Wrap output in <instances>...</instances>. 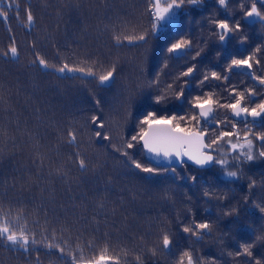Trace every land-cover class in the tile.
Instances as JSON below:
<instances>
[{"label":"trees","instance_id":"obj_1","mask_svg":"<svg viewBox=\"0 0 264 264\" xmlns=\"http://www.w3.org/2000/svg\"><path fill=\"white\" fill-rule=\"evenodd\" d=\"M241 4L250 9L251 0H231L227 9L216 0L185 4L177 10L175 26L150 36L140 47L124 37L150 32L147 0H0V10L7 13V20L0 18V217L17 229L24 227L37 241L27 251L0 241V264H71L70 256L47 248L50 243L84 257L108 246L121 264H137L138 257L143 264H178L185 251L202 264H254L237 253L264 233V213L256 207L264 205V159L242 163L234 160L237 153L227 144L213 145L222 148L213 153L216 158L226 159L228 170L238 171L237 178H229L216 164L207 169L186 163L155 165L137 145L129 150L132 157L161 169L160 175L148 177L113 147L138 131L146 111L192 115L190 101L197 95L212 93L229 103L233 88H253L256 94L245 102L255 106L264 101V85L252 77V72L264 76V21L245 18ZM257 7L264 11L259 0ZM222 20L241 25V31L224 42L215 24ZM241 37L247 40L241 43ZM180 39L190 41L191 47L169 54L168 47ZM13 44L18 55L4 56ZM249 55L254 56L251 72L227 71L233 58ZM37 56L50 67L33 63ZM63 64L96 72L115 64V81L111 87L98 86L94 77L55 71ZM192 65L193 76L181 77ZM212 72L228 79H212ZM205 74L209 79L201 83ZM149 81L151 89L146 88ZM169 85L183 88L184 97L177 100ZM163 92H168L165 103H153ZM130 95L132 115L125 120ZM93 115L103 118V129L92 124ZM251 125V119L236 120L230 111L218 109L199 127L207 130L206 141L220 131H234L244 143ZM96 131L111 139L98 138ZM253 131L264 132L259 121ZM71 135L76 136L74 143H69ZM80 159L85 169L79 167ZM233 208L238 215H226ZM193 222H210L213 230L197 239L183 232ZM164 233L173 241L169 250L160 246ZM253 253L264 258V242H256Z\"/></svg>","mask_w":264,"mask_h":264},{"label":"snow or ice","instance_id":"obj_2","mask_svg":"<svg viewBox=\"0 0 264 264\" xmlns=\"http://www.w3.org/2000/svg\"><path fill=\"white\" fill-rule=\"evenodd\" d=\"M202 2L203 0H147L148 6L146 11L151 23L150 32H137L134 35H126L124 39H126L129 44H137L140 47H145V45L148 44L150 36H156V34L161 32L162 29H165L176 22L178 9L183 8L185 4L197 6ZM216 2L220 8L227 9L231 0H216ZM259 2L264 3V0H259ZM9 7H11V5H9ZM240 7L245 18H255L264 21V11H261L257 7V0H251L250 9L246 10L243 4H241ZM0 18L7 20V13L0 10ZM26 18L29 25L34 22V17L30 10L26 13ZM215 24L218 29L216 34L221 42L226 41L231 35L241 31V25L238 21L230 24L227 20H222L215 21ZM115 39L117 44L122 42L120 35H116ZM246 40L247 37L240 38L241 43H244ZM190 47V41L180 39L175 43H172L167 51L169 54H174ZM256 51L259 52L260 49L257 48ZM9 54H11L12 57L18 55V50L14 44L3 53L4 56H8ZM143 55L145 56V59H147V49ZM196 55L199 56V52H197ZM253 60L254 56L252 55H249L246 58H233L231 64L228 65L227 71L231 72L233 69H247L251 72L253 68ZM37 61L39 65L44 68L50 67L48 61L43 57L37 56V60L33 61V63H36ZM255 62L259 64V60H256ZM55 71L61 74L65 72H79L85 76L94 77L98 86L111 87L115 81L116 65L112 64L103 71L96 72L93 71L91 67L85 69L83 67H70L68 64H63L60 67H55ZM195 71L196 66L192 65L180 75L181 77L191 78ZM252 77L253 79L258 80L260 85H264V76H256L255 72H252ZM211 78L215 80L228 79L227 76H221L217 72H212ZM208 79L209 76L205 74L201 83ZM156 83H159L158 79L156 80ZM184 83L187 84L188 81L185 80ZM152 87L153 82L149 81L146 88L151 89ZM169 91L175 95L177 100L184 97L183 88L173 89L172 86L169 85ZM255 94L256 91L253 88H249L246 91H237L233 88L230 93L232 101L229 103H221L212 93L197 95L190 101L191 108L195 110L190 116H164L159 115L155 110L146 111L138 121V131L127 139L122 138L121 145H114V150L118 152L120 156L125 157L126 160L130 161L132 167L145 173L148 177L160 175L161 169L146 166L141 161L134 159L129 150L134 149L137 145H141L144 152L147 154L156 158H163L169 162L175 158L183 163L186 158L199 168H206L209 165L216 164L224 170L225 176L229 178H237L238 171L228 170V161L226 159L216 158L213 155L216 151H222L221 147L213 148V145H220L221 142L227 144L231 152L237 153L234 160L242 163L264 159V132L253 131V128L256 127L257 121L260 122V127L264 128V101L255 103V106H249V104L245 102ZM133 98L134 97L130 95L127 104L124 106L123 110L125 115L122 118L125 120L130 119L132 115L130 105ZM167 99L168 92H163L152 98L153 103L156 105L165 103ZM96 104L99 107L100 101L96 100ZM218 109H226L230 111L233 117H243L246 123L247 118L251 117L252 125L247 128L243 136L244 143H240V135L234 131H220L214 139L206 141L205 137L207 135V130L199 127L200 122L208 120ZM91 122L97 129H103L105 127L101 116L93 115L91 117ZM232 128L235 129L236 125L233 124ZM95 135L104 140L111 139L108 135H104L100 131H96ZM232 137H235L236 142H233ZM75 140L76 136L71 135L69 143H74ZM256 142H259L258 150ZM241 157H243L242 161ZM79 167L81 169L86 168V163L83 159L79 160ZM238 167L239 165H237V168ZM173 171H175V169H173ZM191 179L195 182L197 178L193 176ZM254 186L255 181L253 180L249 184V189L251 190ZM205 195H208V193H205ZM256 207L259 208L260 212L264 213V205L257 204ZM226 215H238V209L233 208L230 212L226 213ZM212 230L213 225L210 222H193L192 225L183 228V232L189 233L192 236L197 237V239H202L203 234L211 233ZM0 241H3L6 245H10L14 248L19 247L24 249L25 251L28 250V245L30 243H37L35 237L30 236L24 227L19 229L13 227L6 217H0ZM256 242H264V233L257 236L255 242L242 245V251H238L237 255L248 257L250 261L254 262V264H264V258L254 257L253 248L255 247ZM172 243L173 241L170 239L169 234H162L160 237V246L162 250H169ZM46 247L49 249L57 248L62 256H70L71 264H121L120 257L113 254L108 246L100 248L91 257H84L82 254L77 256L70 251H66L65 248L58 247L51 243L47 244ZM152 254L156 255L155 249ZM137 264H143L139 257L137 258ZM178 264H202V260L194 258L191 252L185 251L181 254Z\"/></svg>","mask_w":264,"mask_h":264},{"label":"water","instance_id":"obj_3","mask_svg":"<svg viewBox=\"0 0 264 264\" xmlns=\"http://www.w3.org/2000/svg\"><path fill=\"white\" fill-rule=\"evenodd\" d=\"M213 116H214V113L212 114V116H210L209 117V119L208 120H206V121H204V122H208L209 120H211L212 118H213ZM233 117V116H232ZM234 119H236V120H244L245 121V119L243 118V117H240V118H237V117H233ZM247 119H251V117H248ZM207 138V135H206V137H205V139ZM145 153V158L149 161V162H151V163H153V164H155V165H158V166H161V167H180V166H182L183 164H189V165H192V166H194V167H196V168H198V169H207V168H210V167H212L213 165H209V166H207L206 168H199V167H197L196 165H194V164H192L191 163V161H188L186 158H185V160H184V162L183 163H181L180 161H178V160H176L175 158H173L172 160H171V162H169V161H167V160H164L163 158H156V157H154V156H151V155H149V154H147L146 152H144ZM214 155V154H213ZM215 156V155H214ZM216 157V156H215Z\"/></svg>","mask_w":264,"mask_h":264},{"label":"rangeland","instance_id":"obj_4","mask_svg":"<svg viewBox=\"0 0 264 264\" xmlns=\"http://www.w3.org/2000/svg\"><path fill=\"white\" fill-rule=\"evenodd\" d=\"M254 19H255V18H248V20H254ZM176 23H177V17H176V22H175L174 24L170 25V26L173 27V26L176 25Z\"/></svg>","mask_w":264,"mask_h":264}]
</instances>
